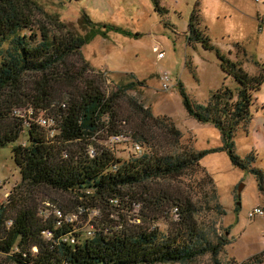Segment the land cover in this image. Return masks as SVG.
<instances>
[{"label": "trees", "instance_id": "16d2710c", "mask_svg": "<svg viewBox=\"0 0 264 264\" xmlns=\"http://www.w3.org/2000/svg\"><path fill=\"white\" fill-rule=\"evenodd\" d=\"M156 9H160L157 4ZM36 13H45L36 0H0V148L26 134V139L12 148L21 179L0 203V252L15 264H185L205 254L213 264H222L219 253L230 241L223 236L214 241L200 228L196 204L188 194L152 181L198 165L210 153L225 151L232 165L250 170L258 189L264 191L263 173L251 167L254 152L241 157L234 149L237 129L251 119V105L263 83V73L250 75L239 60L218 52L222 71L239 83L238 90L222 86L200 105L192 103L179 83L188 114L216 127L222 145L183 148L172 154L157 146L158 136L148 127L149 121L170 134L173 146L178 145L180 131L135 101H131L133 109L144 123L135 133L125 130L127 119L120 115L119 102L134 84L116 85L109 93L103 89L104 74L92 69L80 52L94 33L76 37L56 17L53 28L36 22ZM84 18L92 25L87 16ZM102 26L128 33L114 25ZM187 39L212 48L199 27L196 10L189 18ZM29 108L35 115L43 113L51 125L44 127L21 117L19 111ZM115 134L134 137L140 144V139L145 140L153 150L120 158L105 145L95 146L96 140H108ZM90 146L96 149L94 156L88 153ZM34 187L72 193L78 207L101 211L104 218L93 221L92 231H87L90 236L80 239L71 223L61 221L59 226L57 217L40 215L27 192ZM140 205L147 213L142 210L140 216H134ZM167 206L175 219L164 232L155 222ZM114 212L119 221L110 218ZM253 260L262 263L258 255Z\"/></svg>", "mask_w": 264, "mask_h": 264}, {"label": "rangeland", "instance_id": "374dc122", "mask_svg": "<svg viewBox=\"0 0 264 264\" xmlns=\"http://www.w3.org/2000/svg\"><path fill=\"white\" fill-rule=\"evenodd\" d=\"M36 1L45 12L36 13V22L53 28V17H56L76 37L94 33L82 44L80 52L92 69L104 74L103 89L109 93L116 85L134 84L119 102L120 115L127 119L125 130L135 133L144 123L142 115L133 109L131 101H135L148 108L154 117L166 120L180 131L178 145L173 146L170 134L149 121L148 127L158 136L157 146L172 154L181 153L183 148L202 150L222 145L216 127L198 122L188 114L179 83L192 103L200 105L206 104L212 93L222 86L238 90L239 83L222 71L218 52L239 60L250 75L263 73V83L251 105V119L246 126L237 129L234 149L241 157L254 152L256 158L251 167L258 168L264 175V0ZM156 4L160 9H156ZM193 10L198 13L199 27L212 48L206 49L199 41H188V22ZM85 16L92 28L84 20ZM103 24L120 27L128 33L109 30ZM165 72L170 77L167 89L162 88L160 79ZM132 138L114 144L103 138L96 140L95 146L105 145L117 157L127 158L134 154L130 145ZM25 139L26 134L21 135L17 141L0 148V203H4L20 183L12 148ZM139 141L145 153L153 150L145 140ZM152 182L178 187L188 194L196 204L195 218L200 228L214 241L219 236L230 241L219 253L222 264L251 261L255 255L264 264V191L258 189L256 177L250 170L232 165L227 152L210 153L198 165ZM240 183L243 186L238 194ZM27 192L43 218L57 217L71 223L74 230L79 231L80 239L90 236L87 231H92L93 221L104 218L101 211L78 207L76 195L72 193L47 187H34ZM254 207L263 209L262 214L250 218L249 212ZM165 208L166 213L155 222L164 232L175 219L169 206ZM57 210L61 211L60 216ZM142 210L147 213L140 205L134 216H140ZM116 214L114 212L110 218L119 221ZM127 214L126 218L132 222ZM0 264L15 263L9 255L0 252ZM185 264L213 263L210 255L205 254Z\"/></svg>", "mask_w": 264, "mask_h": 264}, {"label": "built area", "instance_id": "2783aa9c", "mask_svg": "<svg viewBox=\"0 0 264 264\" xmlns=\"http://www.w3.org/2000/svg\"><path fill=\"white\" fill-rule=\"evenodd\" d=\"M162 54L163 53L160 52L159 57H161ZM160 79L162 80V88L167 89L169 87V84H170L169 74L166 72L161 74ZM19 114L21 117H24V118L29 117L31 119H34L41 126L48 127L51 125L50 119L47 118L43 113L42 114L39 113V114L35 115L30 108L27 110L25 109L24 111H19ZM108 140H110V142L112 144H114V143H118V142H121V141L127 140V139H126V137H124L120 134H115V135L110 136L108 138ZM130 145H131V148H132L135 155H141L142 154L143 149H142V145L140 143L132 141L130 143ZM88 153L90 156H94L96 154V149L93 146H90L88 148ZM262 211H263V209H261L260 207H254L249 212V217L251 218V217H254L256 215L262 214ZM57 215L60 216L61 211L57 210ZM58 223L61 224V219H59ZM88 233H90V232H88ZM248 264H261V263L250 262Z\"/></svg>", "mask_w": 264, "mask_h": 264}, {"label": "water", "instance_id": "95a60500", "mask_svg": "<svg viewBox=\"0 0 264 264\" xmlns=\"http://www.w3.org/2000/svg\"><path fill=\"white\" fill-rule=\"evenodd\" d=\"M242 186H243V184H241V183L238 185V194H240L241 189H242ZM238 204H239V203H238Z\"/></svg>", "mask_w": 264, "mask_h": 264}, {"label": "crops", "instance_id": "0c3cea01", "mask_svg": "<svg viewBox=\"0 0 264 264\" xmlns=\"http://www.w3.org/2000/svg\"><path fill=\"white\" fill-rule=\"evenodd\" d=\"M84 20H85V18H84ZM86 21V20H85ZM88 25L90 26V28H92V25H90L89 23H88ZM95 28H97V27H95ZM101 34V33H100ZM102 36H103V34H101ZM100 35V36H101ZM105 36V35H104Z\"/></svg>", "mask_w": 264, "mask_h": 264}]
</instances>
